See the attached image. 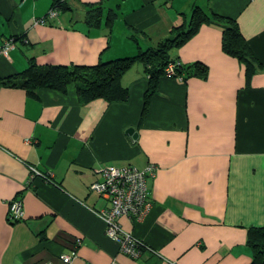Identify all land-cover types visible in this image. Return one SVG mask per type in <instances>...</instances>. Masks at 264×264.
Returning <instances> with one entry per match:
<instances>
[{
  "label": "crops",
  "instance_id": "obj_1",
  "mask_svg": "<svg viewBox=\"0 0 264 264\" xmlns=\"http://www.w3.org/2000/svg\"><path fill=\"white\" fill-rule=\"evenodd\" d=\"M56 1L0 0V46L13 40L1 78L31 63L71 68L135 57L187 28L195 8L208 23L170 56L183 67L199 62L207 75L159 78L146 106L139 62L120 79L126 102L81 104L72 85L33 95L0 88V264H63L77 238L71 264H251L248 233L264 227V0H67L69 10L34 25ZM91 4L101 8L97 29L85 21ZM226 19L260 64L248 79L245 64L222 51ZM150 164L149 213L118 221L157 252L135 260L105 235L99 212L109 204L90 186L106 166ZM31 169L52 183L31 178ZM13 200L24 218L12 224Z\"/></svg>",
  "mask_w": 264,
  "mask_h": 264
},
{
  "label": "trees",
  "instance_id": "obj_2",
  "mask_svg": "<svg viewBox=\"0 0 264 264\" xmlns=\"http://www.w3.org/2000/svg\"><path fill=\"white\" fill-rule=\"evenodd\" d=\"M86 7V24L92 29L99 28L100 4H91ZM54 8L59 13L69 10L67 0H57L50 10ZM216 17L223 20V18ZM206 23H208L206 16L198 8H195L187 28L184 26L174 28V38L159 43L156 48L140 51L135 57L98 62L94 66H72L71 68L62 65L38 67L31 63L20 73L5 78L0 77V88L23 89L27 94L33 95L37 89L49 88L65 91L68 86L72 85L81 104L97 99L108 103L126 102L129 92L127 88L120 85V79L133 63L139 62L143 64L149 80L148 90L145 94L146 106L150 97L155 93L157 81L164 77V69L175 60L171 59L170 52L193 36L199 27ZM221 25L222 51L227 56L243 62L245 75L247 79L250 78L257 69L255 66L260 67L259 62L247 47L234 21L226 19ZM176 75L183 76L184 80L191 76L205 78L207 68L197 62L186 67L181 66L176 70ZM247 244L253 250L251 264H264V227L250 229Z\"/></svg>",
  "mask_w": 264,
  "mask_h": 264
},
{
  "label": "built area",
  "instance_id": "obj_3",
  "mask_svg": "<svg viewBox=\"0 0 264 264\" xmlns=\"http://www.w3.org/2000/svg\"><path fill=\"white\" fill-rule=\"evenodd\" d=\"M59 14L57 9L50 10L46 17L34 20V25H44L48 20L55 19ZM13 40L0 46V57H7L12 48ZM179 60L170 62L164 69V77L173 80H183V76H177L176 70L181 68ZM31 178L41 176L51 182L50 176L40 174L31 169ZM157 167L148 165L143 170L131 166L115 167L106 166L99 173V180L90 186V190L96 195L106 199L109 208L99 212V217L104 224L105 235L113 240L119 247V252L132 259H140L143 256L157 255V252L136 239L132 234L122 230L119 219L125 217L133 222H141L151 209L147 182L156 175ZM24 218L22 203L13 200L9 203L7 221L16 223ZM81 245L79 238L75 239V245L69 255H63L60 260L63 264H71L76 258V248Z\"/></svg>",
  "mask_w": 264,
  "mask_h": 264
},
{
  "label": "water",
  "instance_id": "obj_4",
  "mask_svg": "<svg viewBox=\"0 0 264 264\" xmlns=\"http://www.w3.org/2000/svg\"><path fill=\"white\" fill-rule=\"evenodd\" d=\"M128 134L131 135L132 138H135L136 137L135 134H134V132H133V130H129L128 131Z\"/></svg>",
  "mask_w": 264,
  "mask_h": 264
}]
</instances>
